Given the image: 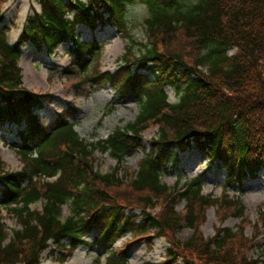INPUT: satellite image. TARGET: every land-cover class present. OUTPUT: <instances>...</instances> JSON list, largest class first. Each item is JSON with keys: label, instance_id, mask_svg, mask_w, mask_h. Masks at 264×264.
<instances>
[{"label": "trees", "instance_id": "trees-1", "mask_svg": "<svg viewBox=\"0 0 264 264\" xmlns=\"http://www.w3.org/2000/svg\"><path fill=\"white\" fill-rule=\"evenodd\" d=\"M4 1L0 131L17 127L19 140L11 147L23 168L7 171L0 160V208L19 225L11 235L0 225V264H43L51 242L65 255L63 263L84 246L100 252L98 264L103 259L105 264H131L128 253L135 243L153 246L162 237L170 238L165 261L143 264H264V209L255 225L262 236L257 260L246 254L257 239L229 227L205 239L197 228L212 205L223 212V221L227 215L243 219L244 182L264 178V0H37L40 10L27 19L15 43L9 41L12 27L4 24ZM135 3L149 12L150 42L140 53H132L135 41L126 21ZM81 27H113L132 42L116 73L98 67L90 73L103 46L84 41ZM64 44L73 57L67 76H85L81 87L111 85L121 100L133 99L139 106L136 119L105 140L82 139L71 106L45 125L38 113L49 97L23 86V47L53 55ZM168 87L177 102L169 100ZM152 126L158 127L157 138L142 150L138 169L120 179L125 158L142 148V136ZM187 150L225 170L227 184L239 186L240 194H225L221 200L207 196L204 176L189 180L182 190L169 188L163 175ZM96 152L117 162L113 172L98 170ZM121 189L134 195L127 197ZM182 201L181 213L176 207ZM39 202L43 209L33 210ZM65 205L71 206L66 219ZM184 226L194 235L182 242L176 235ZM90 235L91 242L85 239ZM127 236L132 242L117 248Z\"/></svg>", "mask_w": 264, "mask_h": 264}, {"label": "rangeland", "instance_id": "rangeland-1", "mask_svg": "<svg viewBox=\"0 0 264 264\" xmlns=\"http://www.w3.org/2000/svg\"><path fill=\"white\" fill-rule=\"evenodd\" d=\"M40 10L37 0H5L1 5L4 13V24L11 26L9 33L10 43H15L21 35L27 19ZM149 12L147 7L140 3L130 5L128 8L126 21L130 34L134 38V49L132 53H140L145 44H148V31L145 20ZM81 38L84 41L97 40L102 46V54L97 60L95 58L90 73L96 67L99 71H109L116 73L121 66V58L125 55L128 46L132 42L126 36L113 27H106L91 31L84 27L79 28ZM133 47V46H132ZM69 45L64 44L53 54L47 51H36L32 45L23 47V54L20 60V67L23 70V86L36 93L49 97L44 109L38 114L42 123L52 124L59 113L65 112L69 106L76 109V115L71 120L76 123V131L80 137L87 142H95L99 139H107L116 129L122 128L127 123L133 122L139 114V106L133 99L121 100L115 93L111 85L95 86L88 84L81 87V82L85 76H67L65 69L71 67L72 55L68 51ZM234 51H230L232 53ZM93 77V76H92ZM171 102H177L178 96L172 88H166ZM17 127L6 125L0 131V160L7 171H21L23 163L11 147V144L19 140ZM158 127L152 126L143 134L142 148L125 158L118 176L125 178L139 167L143 159L142 150H148L152 141L157 138ZM179 153V152H178ZM178 164L168 170L163 175V181L171 189H184L186 183L194 178L204 176V194L213 196L218 200L229 195L231 198L237 197L240 193L239 186L227 184L226 171L219 166L212 165L209 160L195 150H187L179 153ZM98 170L103 173H111L117 166V162L108 154L96 152L94 154ZM53 180V179H50ZM227 190V192H225ZM127 197L134 195L130 189H121ZM244 195L241 198L245 206L244 218L229 216L225 221L219 215H224L216 205H212L204 210V219L198 220L197 228L200 236L211 239L215 236L219 227L233 228L235 232L242 231L244 236L252 241H259L254 248L248 249L246 254L249 259L257 260L262 257L261 240L258 236L260 230L255 225L259 221L260 212L264 209V178L249 180L244 182ZM186 203H178L177 211L183 212ZM33 210H42L43 202H39L31 207ZM160 207L151 210L155 214ZM71 213V206L63 207V218L66 219ZM137 213H140L139 211ZM0 225L6 228L9 235L19 228L17 220L5 208H0ZM261 225V224H260ZM264 232V228H263ZM262 232V233H263ZM194 235L188 226H184L176 237L182 242L187 241ZM258 237V238H257ZM93 241V236L85 238ZM257 239V240H256ZM131 243V237L127 236L117 243V248L123 243ZM170 246V238L162 237L154 241L153 246L142 241L135 243L129 250L128 256L131 264H143L145 262L160 263L165 261L167 250ZM100 254L97 250H90L81 246L70 256L66 262H62L64 254L58 251L54 243H50V248L42 254L43 264H98L96 257ZM102 264H105L103 259ZM180 264V263H179ZM182 264V263H181Z\"/></svg>", "mask_w": 264, "mask_h": 264}]
</instances>
